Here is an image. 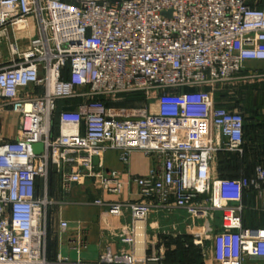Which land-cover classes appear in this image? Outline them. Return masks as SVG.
Wrapping results in <instances>:
<instances>
[{
    "label": "built area",
    "instance_id": "obj_1",
    "mask_svg": "<svg viewBox=\"0 0 264 264\" xmlns=\"http://www.w3.org/2000/svg\"><path fill=\"white\" fill-rule=\"evenodd\" d=\"M262 1L0 0V42H9L11 55L0 63V112L18 116L15 139L0 122V264H163L146 241L137 250L138 233L145 238L149 226L155 236L185 235L178 224L162 229L151 221L163 211L193 212L202 221L191 234L213 264L264 259V229L242 219L247 190L264 198V163L251 177L220 175V152L243 154L246 121L215 95L216 84L240 73L264 79V68L247 67L264 61ZM23 32L25 49L17 43ZM134 94L157 102L115 104ZM36 143L44 145L39 153ZM109 149L126 165L136 151L161 161L128 181L138 185L140 200L94 202L112 216L129 214L130 224L105 236L118 238L120 250L109 246L95 261L60 253L51 259V172L65 193L99 177L106 191L121 195L122 172L104 168ZM69 226L59 220L60 236ZM84 244L80 238L74 248Z\"/></svg>",
    "mask_w": 264,
    "mask_h": 264
},
{
    "label": "crops",
    "instance_id": "obj_2",
    "mask_svg": "<svg viewBox=\"0 0 264 264\" xmlns=\"http://www.w3.org/2000/svg\"><path fill=\"white\" fill-rule=\"evenodd\" d=\"M250 1L252 2V0ZM260 5H264V0ZM247 67L263 69L264 61H248ZM263 81V79H254L253 82H256L255 84L258 85V89H261L263 88ZM123 101L124 100L120 99L118 102ZM216 101L221 106H226L228 108L232 107L230 103L223 101L218 94L216 95ZM0 122L4 124L6 136L10 139H15L17 137L18 116L11 111H1ZM243 153L245 156L243 157V154H241V163L238 165V171L232 175L222 177L238 178L242 175L251 177L254 174V162L264 163V115H253L252 119L247 121ZM103 163L105 171L118 170L122 172V177L127 181V184L121 195H115L106 191L101 185V179L97 177L84 178L81 183L73 187L71 192L65 193L59 190V194L55 196V186L57 182L58 187L60 186V178L58 176L56 180L54 178L50 196L57 200H55L54 207L50 210V240L52 241L55 235L54 233H56V230L53 229L54 223H58L60 219H66L70 223L68 231L61 234V236L59 234L56 242V251L55 254H53L54 256L60 253L65 257H72L73 260L82 259L85 261H95L109 246L113 252L120 250L121 243L118 238L111 241L105 236L112 228L117 232L122 230L127 224H130V216H112L106 212L104 208L95 205L94 202L97 200H140L141 196L139 194L138 185L135 182L128 183V181L135 176L148 175L152 169L160 166L161 161L158 156L146 155L143 152L136 151L132 154L130 163L126 165L120 160L119 153L116 150L109 149L103 157ZM248 166L251 167L248 169ZM42 187V184L38 187L40 195L43 193ZM242 203L243 225L251 228L264 229V198L254 190H247L244 193ZM151 221H153V218ZM139 231L142 232V226H139ZM187 232L188 231L185 230V234L190 235V233ZM156 233L157 232L152 229L151 226H149L145 238L142 233H138V252L142 251L143 243L146 241L150 249L149 252L161 256V262L163 264L214 263L210 253L206 257L203 256L201 246L194 244L195 247L187 250L179 244L176 237L155 236ZM80 238L84 239L85 244L78 250L75 249L74 246L79 244ZM62 240L64 241L63 243H61ZM153 240H157L155 246L152 245ZM125 248L128 249L127 246ZM246 264H264V259L250 258L247 260Z\"/></svg>",
    "mask_w": 264,
    "mask_h": 264
},
{
    "label": "rangeland",
    "instance_id": "obj_3",
    "mask_svg": "<svg viewBox=\"0 0 264 264\" xmlns=\"http://www.w3.org/2000/svg\"><path fill=\"white\" fill-rule=\"evenodd\" d=\"M21 40L17 42L21 49H25L28 45V38L29 35L26 33H21ZM20 38V37H19ZM9 42L5 38H2V41L0 42V63L7 62L10 60L11 55L9 53ZM2 65V64H0ZM245 73L238 74L234 79L221 82L215 85V95H220V98L223 101H227L232 105V109H238L240 111H244V113L247 116H250L251 114H264V90H260L258 88H255V82L254 79H248L246 77H243ZM149 99L147 98V95L140 94L139 97H132L134 101H123V102H115V104L130 106V107H144L148 106V104H152L153 106L156 104L157 99L156 95H149ZM144 105V106H143ZM237 163V159L234 158L232 161V166H235ZM218 165V163H217ZM219 168V166H218ZM231 169V168H230ZM59 177V176H58ZM56 180V179H55ZM56 184V182H55ZM59 190H61V186L58 187L55 186V196L59 194ZM54 199V198H53ZM57 200L56 198L54 201ZM54 207V206H52ZM50 207V209H52ZM216 219L217 222H219L220 218V212H216ZM127 216L129 214L127 213ZM153 219H157L159 223L161 224L162 229H171L173 224H178V226L184 230H186V226L188 227L187 233H190V235L193 237L194 228L201 224L202 221L193 219V212H177L175 214H170L169 212H160L158 214H154ZM202 219V218H201ZM54 222V221H53ZM54 230H56L55 235L53 236V239L51 241L53 253L55 254V248H56V242L59 237V220L58 223H54ZM208 230H210V225L207 227ZM194 238V237H193ZM50 239V237H49ZM194 240V239H193ZM64 241L62 240L61 243ZM66 244V243H65ZM71 259L70 257H68ZM73 260V258H72Z\"/></svg>",
    "mask_w": 264,
    "mask_h": 264
},
{
    "label": "trees",
    "instance_id": "obj_4",
    "mask_svg": "<svg viewBox=\"0 0 264 264\" xmlns=\"http://www.w3.org/2000/svg\"><path fill=\"white\" fill-rule=\"evenodd\" d=\"M253 1V0H252ZM264 80V79H263ZM256 83V82H255ZM262 85H263V88H261L260 90H264V81L262 82ZM255 88H258V85L255 84ZM219 94V93H218ZM140 94H134V95H121L119 96L118 98L121 99V100H124V101H132V97H139ZM220 96V95H219ZM65 104L64 101H61L60 102V105H63ZM244 113V111H243ZM245 129L247 127V121L252 119L253 115H256V116H260V115H264V114H261V113H258V114H251L250 116H247L245 113ZM55 125H56V129H58V119L55 118ZM243 157L245 156L244 153L242 155ZM239 153H233V152H220L219 155H218V170H219V173L221 176H228V175H232L234 174L235 172L238 171V168L240 165V158L242 157ZM234 158L237 159V163L235 166H232V161L234 160ZM257 164H260V163H257V162H254L253 164V169H255V166ZM251 166H248V169L250 168ZM231 168V169H230ZM57 176H59V174H57L56 172H51V175H50V185H49V190L51 191L52 189V185H53V181H54V178L56 179ZM60 178V176H59ZM41 182V183H40ZM39 182V186H43V182L40 181ZM176 239H178L177 241L179 242L180 245H182L184 248H186L187 250L192 248V247H195L194 245V240H193V237L189 234H185L183 236H180V237H177ZM53 251V248H52V243L49 239L48 241V253H49V257L51 259H54V253L52 252Z\"/></svg>",
    "mask_w": 264,
    "mask_h": 264
},
{
    "label": "water",
    "instance_id": "obj_5",
    "mask_svg": "<svg viewBox=\"0 0 264 264\" xmlns=\"http://www.w3.org/2000/svg\"><path fill=\"white\" fill-rule=\"evenodd\" d=\"M82 131H83V134H84V131H85V123L84 122H82ZM43 148H44L43 143H36V144L33 145V149H34V151L36 153L41 152L43 150ZM94 161H95V163H98L99 162V158L96 157L94 159Z\"/></svg>",
    "mask_w": 264,
    "mask_h": 264
}]
</instances>
